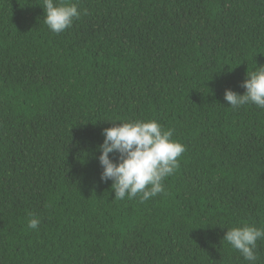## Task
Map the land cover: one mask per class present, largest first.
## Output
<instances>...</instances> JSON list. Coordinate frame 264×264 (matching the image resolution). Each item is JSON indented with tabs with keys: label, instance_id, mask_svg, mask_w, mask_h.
I'll return each mask as SVG.
<instances>
[{
	"label": "trees",
	"instance_id": "obj_1",
	"mask_svg": "<svg viewBox=\"0 0 264 264\" xmlns=\"http://www.w3.org/2000/svg\"><path fill=\"white\" fill-rule=\"evenodd\" d=\"M68 2L57 34L44 0H0V264H264V238L255 261L223 240L264 230V108L224 98L264 66V0ZM136 120L186 148L143 203L99 162Z\"/></svg>",
	"mask_w": 264,
	"mask_h": 264
},
{
	"label": "clouds",
	"instance_id": "obj_2",
	"mask_svg": "<svg viewBox=\"0 0 264 264\" xmlns=\"http://www.w3.org/2000/svg\"><path fill=\"white\" fill-rule=\"evenodd\" d=\"M45 23L55 33L64 32L79 19L81 13L76 4L68 0H44ZM87 15V9L84 11ZM243 95L225 90L224 98L232 107L254 103L264 108V66L247 72L241 84ZM105 137L100 145L99 162L103 168L101 180H111L115 199L140 197L143 203L158 194L165 193L164 180L178 170L179 158L186 151L184 145L173 140V130H165L155 120H136L115 123L102 132ZM110 153H118V162L110 159ZM166 194V193H165ZM40 221L33 215L28 227L35 229ZM264 238V230L243 223L226 231L223 240L238 250L246 260L255 261L257 240Z\"/></svg>",
	"mask_w": 264,
	"mask_h": 264
}]
</instances>
